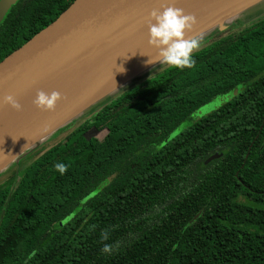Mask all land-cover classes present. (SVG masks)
I'll use <instances>...</instances> for the list:
<instances>
[{"label": "trees", "instance_id": "trees-1", "mask_svg": "<svg viewBox=\"0 0 264 264\" xmlns=\"http://www.w3.org/2000/svg\"><path fill=\"white\" fill-rule=\"evenodd\" d=\"M73 1L17 0L0 22V61ZM227 26L206 33L191 68L134 77L0 184V249L9 231L26 236L24 251L0 264H264V15L213 39ZM91 129L104 135L86 138ZM57 163L68 166L63 176Z\"/></svg>", "mask_w": 264, "mask_h": 264}, {"label": "water", "instance_id": "water-1", "mask_svg": "<svg viewBox=\"0 0 264 264\" xmlns=\"http://www.w3.org/2000/svg\"><path fill=\"white\" fill-rule=\"evenodd\" d=\"M16 1L0 0V22ZM262 1L74 0L51 24L0 61V171L104 93L124 66L116 64L86 86L80 82V71L149 42L153 9L162 11L169 5L183 10L213 9V15L186 37L193 39ZM72 77L69 91L62 94L59 83ZM47 86L62 96L53 112L38 110L33 104L36 93ZM9 94L22 105V111L4 104ZM220 157L221 153H215L205 163Z\"/></svg>", "mask_w": 264, "mask_h": 264}, {"label": "rangeland", "instance_id": "rangeland-1", "mask_svg": "<svg viewBox=\"0 0 264 264\" xmlns=\"http://www.w3.org/2000/svg\"><path fill=\"white\" fill-rule=\"evenodd\" d=\"M68 3H65L62 6V10H64L67 7ZM59 14V13H58ZM264 15V1L261 3L256 4L255 6L249 8L243 13H240L234 17H231L227 20H225L221 25L223 27L227 28L226 30H223L220 34L215 36L213 39H217L219 37L225 36L228 33L236 32L242 30V28L248 26L251 21L259 16ZM237 20H240L243 22V25L240 27H231L230 23H233ZM214 28H211L205 32H203L200 35H197L194 37L195 39L199 40V43L204 42V37L206 33L209 31H212ZM213 39H211L207 44H209ZM206 45V44H205ZM205 45H201L199 47L202 48ZM196 51V50H195ZM163 69L162 64H160L158 61L153 62L149 64L145 70L138 74L136 77H143L149 74H152L156 71H160ZM132 80V79H131ZM127 82L125 85H123L118 91L111 93L109 97L102 101L99 104L95 105H89L86 106L79 114L71 118L69 121H67L64 125L70 123L73 121V124H70V126L66 127L62 132L60 133H50L43 139H41L32 149H29L25 151L23 154L18 156L15 160H13L11 163H9L5 168H3L0 171V184L4 182L5 180L9 179L10 177H20L22 173L25 171L27 167L30 166V164L38 157L40 156L45 150L49 149L51 146L55 145L57 142L64 140L67 135L73 130L74 127H76L79 123L86 120L90 115H92L94 112L99 110L103 105H105L108 101H110L114 96H116L125 86H128L129 83ZM237 89L230 91L226 94L220 95L218 97H215L212 99L209 103L203 105L200 107L197 111H195L190 117H188L186 120H184L173 132L172 136L178 134L182 130L188 128L195 120H198L201 117H204L211 112L219 109L222 105L227 103L236 93ZM104 135V132L97 131L95 129H91L85 134L86 138L91 137H97L101 138ZM25 239L26 236H18L12 233L11 231L8 232L7 239L4 243V246L0 249V260L5 259L6 261H11L15 259L21 252L24 251L25 248Z\"/></svg>", "mask_w": 264, "mask_h": 264}, {"label": "clouds", "instance_id": "clouds-1", "mask_svg": "<svg viewBox=\"0 0 264 264\" xmlns=\"http://www.w3.org/2000/svg\"><path fill=\"white\" fill-rule=\"evenodd\" d=\"M196 23L195 15L185 14L182 8H177L174 5L165 6L162 11L153 9L148 24L149 46L157 49V57L155 60L149 59L148 62L158 61L160 64H166L180 71L191 68L195 64L193 52L199 49L200 43L195 38L186 39V33L191 32ZM61 99V93L58 91L40 90L36 93L33 104L38 110L53 112ZM3 102L17 112L22 111V105L14 95L5 96ZM55 170L63 176L68 171V166L57 163ZM108 239L109 234L106 230L102 235V240ZM101 251L111 253L112 245L104 244ZM35 255V251L30 253L28 260L34 258Z\"/></svg>", "mask_w": 264, "mask_h": 264}, {"label": "bare ground", "instance_id": "bare-ground-1", "mask_svg": "<svg viewBox=\"0 0 264 264\" xmlns=\"http://www.w3.org/2000/svg\"><path fill=\"white\" fill-rule=\"evenodd\" d=\"M184 12L185 14H192L196 17L197 23L191 32H194L197 27H199L203 22L213 15V9L204 7L184 10ZM191 32L186 33V37ZM156 55L157 49L150 47L149 42H147L132 51L120 52L115 56V58L108 60L103 64H93L83 67L80 71V82L86 86L93 79V81H95L98 77L107 73L110 69L115 67L116 64L118 66H124V69L121 72L113 76L104 93L100 94L98 96L99 98L89 103V105L99 104L106 100L111 93L118 91L127 82L136 77L138 74L142 73L148 66L149 59L152 60V58ZM73 80L74 78L72 77L70 80H64L63 82L59 83L58 87L62 94H65L69 91L70 84L73 82ZM43 91L51 92L52 89L51 87L47 86Z\"/></svg>", "mask_w": 264, "mask_h": 264}]
</instances>
